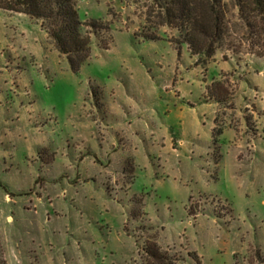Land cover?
<instances>
[{
  "label": "rangeland",
  "instance_id": "374dc122",
  "mask_svg": "<svg viewBox=\"0 0 264 264\" xmlns=\"http://www.w3.org/2000/svg\"><path fill=\"white\" fill-rule=\"evenodd\" d=\"M75 6L109 26L78 67L0 9V264H264V59Z\"/></svg>",
  "mask_w": 264,
  "mask_h": 264
},
{
  "label": "trees",
  "instance_id": "16d2710c",
  "mask_svg": "<svg viewBox=\"0 0 264 264\" xmlns=\"http://www.w3.org/2000/svg\"><path fill=\"white\" fill-rule=\"evenodd\" d=\"M133 1L144 9L149 27L141 35L146 40L160 39L161 28L166 27L178 32V40L187 44L193 56L212 58L218 51H228L264 59V0ZM0 9L40 21L74 67L88 58L92 34L109 30L105 23L82 22L75 0H0ZM106 41L104 49L112 39Z\"/></svg>",
  "mask_w": 264,
  "mask_h": 264
}]
</instances>
